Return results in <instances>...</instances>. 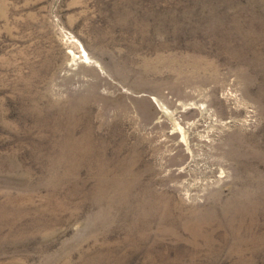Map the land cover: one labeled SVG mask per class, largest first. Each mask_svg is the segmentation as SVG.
Returning <instances> with one entry per match:
<instances>
[{
    "label": "rangeland",
    "instance_id": "rangeland-1",
    "mask_svg": "<svg viewBox=\"0 0 264 264\" xmlns=\"http://www.w3.org/2000/svg\"><path fill=\"white\" fill-rule=\"evenodd\" d=\"M0 264H264V0H0Z\"/></svg>",
    "mask_w": 264,
    "mask_h": 264
}]
</instances>
